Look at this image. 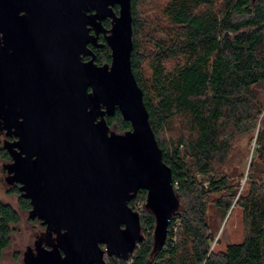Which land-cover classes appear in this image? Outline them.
Wrapping results in <instances>:
<instances>
[{"label":"water","instance_id":"1","mask_svg":"<svg viewBox=\"0 0 264 264\" xmlns=\"http://www.w3.org/2000/svg\"><path fill=\"white\" fill-rule=\"evenodd\" d=\"M132 23V0H0L5 181L45 228L23 264L128 260L144 240L129 205L140 191L155 217L153 250L165 246L180 200L132 71ZM101 33L111 63L98 66L89 45L101 47ZM117 111L131 124L122 134L107 123Z\"/></svg>","mask_w":264,"mask_h":264},{"label":"trees","instance_id":"2","mask_svg":"<svg viewBox=\"0 0 264 264\" xmlns=\"http://www.w3.org/2000/svg\"><path fill=\"white\" fill-rule=\"evenodd\" d=\"M148 2L132 0L131 65L180 209L165 246L155 252L149 234L155 217L145 208L147 192L140 191L129 205L140 213L144 240L128 260L107 257L106 263L264 264V0H165L151 14L144 11ZM110 53L104 46L98 62H109ZM107 123L117 133L131 129L119 111ZM250 132L257 133L256 146L242 186L220 169L237 137ZM0 156L11 160L1 139ZM11 193L29 212L18 187ZM211 205L224 218L242 210L241 242L215 250ZM19 222L18 211L0 199V264Z\"/></svg>","mask_w":264,"mask_h":264},{"label":"rangeland","instance_id":"3","mask_svg":"<svg viewBox=\"0 0 264 264\" xmlns=\"http://www.w3.org/2000/svg\"><path fill=\"white\" fill-rule=\"evenodd\" d=\"M165 0H149L144 7V11L148 8L147 14H151L155 6H159ZM261 97L264 102V93L261 92ZM171 136L167 133V136ZM255 132H250L237 137L232 153L228 159L227 164L220 169L221 172L226 173L231 180L242 186L245 182L246 175L249 170L253 150L256 146ZM1 141L3 137L0 135ZM8 163L0 156V199L12 205L20 215V222L16 226L12 235V242L10 247L5 250L1 264H23V253L26 248L33 246L38 236L45 232L39 222L29 221V212L23 211L20 207L19 195L12 194V186H9L6 181V171L4 164ZM207 222L211 227L212 232L219 239L218 244L214 243L215 250H224L227 245L239 243L244 238V228L242 223V210L238 207L230 212L228 218H224L222 213L211 205L207 212ZM153 231H149V234Z\"/></svg>","mask_w":264,"mask_h":264},{"label":"flooded vegetation","instance_id":"4","mask_svg":"<svg viewBox=\"0 0 264 264\" xmlns=\"http://www.w3.org/2000/svg\"><path fill=\"white\" fill-rule=\"evenodd\" d=\"M105 21H107V20H105ZM105 21H104V23H105ZM110 21V20H109ZM110 27H111V23H110ZM109 27V28H110ZM107 28V27H106ZM109 28H107V29H109ZM91 34H95V32H94V30L92 29L91 30ZM98 44L99 45H102L101 47H95L94 45H92V44H90L89 45V48L92 50V52H93V54L95 55V57H96V59H95V64L96 65H98V66H103V65H105V64H110L111 63V60L109 61V62H104V63H99L98 62V57H99V55H100V50L101 49H103L104 48V46H108L107 45V43H106V40H105V36H104V34H100L99 36H98ZM108 48H109V46H108ZM110 49V48H109ZM111 51V50H110ZM110 56H111V53H110ZM91 59V56H84L83 57V61L84 62H87V61H89ZM89 91H91V90H89ZM1 137H3V141L6 139V137H5V133H2L1 134ZM7 139H9V140H15V138L14 137H7ZM12 161V159L9 161V162H11ZM15 187H18V189H19V185H13L12 186V188H15ZM41 224V223H40Z\"/></svg>","mask_w":264,"mask_h":264}]
</instances>
